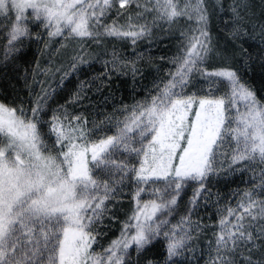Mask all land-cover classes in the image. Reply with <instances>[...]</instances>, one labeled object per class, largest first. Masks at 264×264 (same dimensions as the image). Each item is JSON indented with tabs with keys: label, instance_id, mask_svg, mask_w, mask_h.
<instances>
[{
	"label": "snow or ice",
	"instance_id": "1",
	"mask_svg": "<svg viewBox=\"0 0 264 264\" xmlns=\"http://www.w3.org/2000/svg\"><path fill=\"white\" fill-rule=\"evenodd\" d=\"M0 264H264V0H0Z\"/></svg>",
	"mask_w": 264,
	"mask_h": 264
}]
</instances>
